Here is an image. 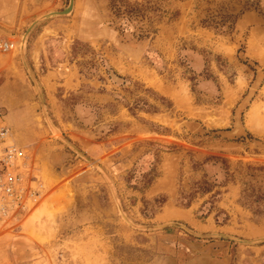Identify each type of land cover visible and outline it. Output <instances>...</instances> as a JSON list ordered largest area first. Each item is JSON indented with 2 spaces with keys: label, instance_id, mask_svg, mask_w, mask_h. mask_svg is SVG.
I'll return each instance as SVG.
<instances>
[{
  "label": "rangeland",
  "instance_id": "rangeland-1",
  "mask_svg": "<svg viewBox=\"0 0 264 264\" xmlns=\"http://www.w3.org/2000/svg\"><path fill=\"white\" fill-rule=\"evenodd\" d=\"M70 4L0 0V264H264V0Z\"/></svg>",
  "mask_w": 264,
  "mask_h": 264
},
{
  "label": "built area",
  "instance_id": "built-area-1",
  "mask_svg": "<svg viewBox=\"0 0 264 264\" xmlns=\"http://www.w3.org/2000/svg\"><path fill=\"white\" fill-rule=\"evenodd\" d=\"M25 161L24 150L14 142L10 129L0 121V210L17 204L22 197Z\"/></svg>",
  "mask_w": 264,
  "mask_h": 264
},
{
  "label": "crops",
  "instance_id": "crops-1",
  "mask_svg": "<svg viewBox=\"0 0 264 264\" xmlns=\"http://www.w3.org/2000/svg\"><path fill=\"white\" fill-rule=\"evenodd\" d=\"M42 53V48L40 47V43L39 40L37 39L36 41H34V47L32 50V55L33 56H39V54Z\"/></svg>",
  "mask_w": 264,
  "mask_h": 264
},
{
  "label": "water",
  "instance_id": "water-1",
  "mask_svg": "<svg viewBox=\"0 0 264 264\" xmlns=\"http://www.w3.org/2000/svg\"><path fill=\"white\" fill-rule=\"evenodd\" d=\"M72 8H73V0H71V4L68 9L62 12H56L55 14H68L72 10Z\"/></svg>",
  "mask_w": 264,
  "mask_h": 264
},
{
  "label": "trees",
  "instance_id": "trees-1",
  "mask_svg": "<svg viewBox=\"0 0 264 264\" xmlns=\"http://www.w3.org/2000/svg\"><path fill=\"white\" fill-rule=\"evenodd\" d=\"M257 213H259V214H264V210H257Z\"/></svg>",
  "mask_w": 264,
  "mask_h": 264
}]
</instances>
